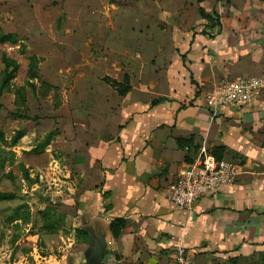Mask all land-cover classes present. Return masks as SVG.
<instances>
[{"label":"crops","instance_id":"obj_1","mask_svg":"<svg viewBox=\"0 0 264 264\" xmlns=\"http://www.w3.org/2000/svg\"><path fill=\"white\" fill-rule=\"evenodd\" d=\"M118 1L66 7L74 28L44 42L37 67L59 91L46 149L68 164L86 264H174L178 248L195 264H264V0ZM125 77L121 96L110 81ZM248 77L261 84L246 107L208 108L216 85ZM216 148L237 166L233 183L178 210L169 185Z\"/></svg>","mask_w":264,"mask_h":264},{"label":"rangeland","instance_id":"obj_2","mask_svg":"<svg viewBox=\"0 0 264 264\" xmlns=\"http://www.w3.org/2000/svg\"><path fill=\"white\" fill-rule=\"evenodd\" d=\"M88 2L0 0V27L15 32L21 46H0V83L2 54L18 65L15 78L0 92V195H5L0 200V264H86L84 243L89 239L75 228L68 164L62 154L43 146L57 126L59 91L33 74L37 76V67L44 69L42 62L49 55L44 42L74 28L65 25L66 7L75 13L73 9H84ZM32 55L38 60L27 76V58ZM18 131L21 136L10 146Z\"/></svg>","mask_w":264,"mask_h":264},{"label":"built area","instance_id":"obj_3","mask_svg":"<svg viewBox=\"0 0 264 264\" xmlns=\"http://www.w3.org/2000/svg\"><path fill=\"white\" fill-rule=\"evenodd\" d=\"M261 82L248 77L226 80L216 85L206 96L209 109L239 110L257 95ZM237 175V166L218 160L211 152L201 150L198 157L187 164L169 185L167 199L182 211H191L203 196L211 195L231 185ZM174 264H195L183 248H178Z\"/></svg>","mask_w":264,"mask_h":264},{"label":"trees","instance_id":"obj_4","mask_svg":"<svg viewBox=\"0 0 264 264\" xmlns=\"http://www.w3.org/2000/svg\"><path fill=\"white\" fill-rule=\"evenodd\" d=\"M202 2H204V0H199L198 1L199 5ZM198 12H199V15L201 16L202 19L208 20L211 23H214L215 22V18L216 17H213L210 14L205 13L204 9L201 6L198 7ZM5 42H9L11 44H17L18 43V39H17V37H16L15 34H3L0 31V44H3ZM20 48H21V46H20ZM28 60H29V63H28V69H27V76H29V72H31L32 69L34 68V65H36L37 58L35 56H30V57H28ZM33 60H35V62H33ZM1 62L4 65V69H3V72H2L3 79H2V81L0 83V92L3 89H5L8 86L9 82L12 81L15 78V74H16V71L18 69L17 63L14 60L6 57V55H3L1 57ZM36 73H37V76L35 74H33V76H34V78L38 79L39 76H38L37 70H36ZM110 85L121 96L125 95L130 90V87L128 85V78L127 77H125L124 83H117V82H114V81H110ZM15 117L16 118H20V119H25V120H28L29 119L28 117L22 116V115H15ZM56 133H57L56 130L53 133H51V132L48 133V135L46 136L47 139H46L45 143L43 144L44 147H46V146L49 145V143L51 142V140L53 139V137H54V135ZM20 136H21V132L18 131L16 133V135L12 138L11 143H10V146H15L16 140ZM0 139L1 140L3 139V133L1 131H0ZM213 155L218 160H221L222 149L221 148H216L215 149V152H213ZM3 197H5V195L4 194H1L0 195V200L4 199ZM8 197L10 199H13V196L12 195H9ZM123 226H124V222L122 220H120V219H116V220H114L113 222L110 223L109 229H110V232L112 233L113 237L116 238L120 234L121 228ZM80 232H82L83 235H86L88 237V235L82 229H80L79 231H77V233H79V234H80Z\"/></svg>","mask_w":264,"mask_h":264}]
</instances>
